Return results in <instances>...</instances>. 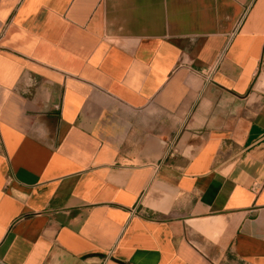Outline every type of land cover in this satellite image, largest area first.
<instances>
[{"label": "crops", "instance_id": "0c3cea01", "mask_svg": "<svg viewBox=\"0 0 264 264\" xmlns=\"http://www.w3.org/2000/svg\"><path fill=\"white\" fill-rule=\"evenodd\" d=\"M0 264H264V0H0Z\"/></svg>", "mask_w": 264, "mask_h": 264}, {"label": "built area", "instance_id": "2783aa9c", "mask_svg": "<svg viewBox=\"0 0 264 264\" xmlns=\"http://www.w3.org/2000/svg\"><path fill=\"white\" fill-rule=\"evenodd\" d=\"M203 73L205 75V78H206L207 82H209L210 79H211L213 70L212 69H208V70L204 71Z\"/></svg>", "mask_w": 264, "mask_h": 264}]
</instances>
